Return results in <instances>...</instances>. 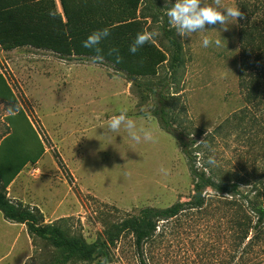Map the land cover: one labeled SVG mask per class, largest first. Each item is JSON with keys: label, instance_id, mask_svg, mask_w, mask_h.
<instances>
[{"label": "rangeland", "instance_id": "obj_1", "mask_svg": "<svg viewBox=\"0 0 264 264\" xmlns=\"http://www.w3.org/2000/svg\"><path fill=\"white\" fill-rule=\"evenodd\" d=\"M153 1L159 4L158 11L148 2L142 11L148 16V30L159 33L154 42L169 56V43L160 27L176 0ZM221 2L239 8L238 0ZM259 14L262 21L264 7ZM167 24L182 44V64L174 79L168 64L162 66L161 80L153 82L167 83L164 92L177 96L184 123L204 132L198 142L220 132L216 140L204 142L209 147L206 156L198 157L197 167L214 155L217 165L210 166L216 174H237L247 184L242 190L264 201V88H257L259 99L249 103L240 78L242 40L250 32L249 24L238 18L227 30L217 23L185 37L177 34L168 17ZM205 36L220 38L221 46L204 47ZM0 75V145L8 134L17 136V125L28 120L44 149L41 158L28 162L8 186L7 196L39 210L46 224L64 220L70 234L92 243L109 223L147 207L185 202L193 195V178L181 143L153 115L157 103L108 64L66 59L30 47L10 51L0 47ZM252 84L249 81L248 86ZM9 108L15 113H9ZM125 108L138 128L152 130L154 142L136 143L123 128L119 133L108 131L111 117ZM23 158L27 161L31 156ZM162 167L167 175L160 172ZM56 255L48 243L33 238L26 225L10 222L0 212V264H49ZM244 260L264 262L254 253ZM237 263L230 223L210 211L186 212L162 222L144 257L136 253L132 235H125L113 247L110 264Z\"/></svg>", "mask_w": 264, "mask_h": 264}, {"label": "trees", "instance_id": "obj_2", "mask_svg": "<svg viewBox=\"0 0 264 264\" xmlns=\"http://www.w3.org/2000/svg\"><path fill=\"white\" fill-rule=\"evenodd\" d=\"M144 2L150 3L157 11L160 9L153 0H0V47L6 51L30 47L47 50L66 59H91L97 53L83 47V42L93 32L108 28L110 35L99 45L102 62L123 74L141 92H148L157 103L153 115L165 132L180 141L189 165L194 186L191 198L165 208L147 207L137 215L109 223L103 234L92 243L83 236L70 234L65 229L64 220L46 224L39 210L14 202L7 196L8 186L25 165L36 163L44 153L26 120L17 125V136L8 134L0 145V212L6 220L26 225L33 238L48 243L54 249L57 255L49 264L93 262L97 259L102 264H110L113 247L127 234L133 237L136 253L144 257L146 245L157 237L162 222L175 220L186 212L209 214L210 211L230 223L237 264H248L245 256L252 253L256 259L264 258V201L243 191L242 186L247 184L242 178H237V174H216L207 161L201 168L197 167L200 154L206 156L207 153L204 143H198L204 132L195 131L184 123L178 111L177 96L164 92L167 83L153 82L154 79L161 80L159 69L162 66L168 64L174 79L182 64V44L174 30L168 28L167 17L160 31L169 43V56L155 42L145 44L135 54L129 51L137 33L148 30V16L142 11ZM238 2L243 13L240 19L245 18L250 31L242 40L241 85L245 98L254 104L259 99L257 88H264V17L261 21L259 16V12H263L264 0ZM118 56L120 62H117ZM249 81L253 84L248 86ZM262 100L264 106V93ZM218 133L207 134L204 142L216 140ZM24 156H31V159L24 161Z\"/></svg>", "mask_w": 264, "mask_h": 264}, {"label": "clouds", "instance_id": "obj_3", "mask_svg": "<svg viewBox=\"0 0 264 264\" xmlns=\"http://www.w3.org/2000/svg\"><path fill=\"white\" fill-rule=\"evenodd\" d=\"M166 16L168 17L169 24L176 29L177 34L181 37L188 36L192 33L204 32L206 25H221V30H227V25L232 21H237L238 18H243V13L238 7L226 6L221 0H212L211 4L203 3V0H176L174 5L166 10ZM110 35L108 28L93 32L83 42V47L94 50L97 54L91 57L93 63L102 62L103 55H101L102 49L99 47L101 41ZM159 33L155 30L144 31L137 33L134 43L130 46L129 51L135 54L139 48L145 44L154 42ZM202 44L204 47L221 46V39L217 38L212 40L209 36L203 37ZM111 51H118L112 49ZM117 62H120V57H117ZM9 113L14 114L16 110L9 108ZM108 131L112 133H119L123 128L131 140L136 143H140L142 140L154 142L153 132L150 129L144 127H137L136 122L129 118L127 115V109H121L119 115L111 117L107 125ZM204 143V140L198 142ZM207 148L209 145L204 143ZM215 152V149H210ZM207 163L212 166L217 165V160L214 155H211L207 159ZM160 172L167 175V169L163 167ZM106 264V262H105Z\"/></svg>", "mask_w": 264, "mask_h": 264}, {"label": "built area", "instance_id": "obj_4", "mask_svg": "<svg viewBox=\"0 0 264 264\" xmlns=\"http://www.w3.org/2000/svg\"><path fill=\"white\" fill-rule=\"evenodd\" d=\"M36 173H37V170L34 169L33 172H32V174L35 175Z\"/></svg>", "mask_w": 264, "mask_h": 264}]
</instances>
